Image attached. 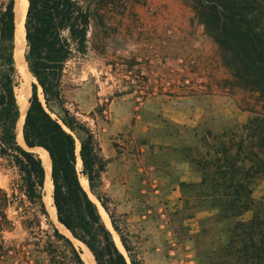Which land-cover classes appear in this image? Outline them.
Listing matches in <instances>:
<instances>
[{
    "label": "trees",
    "instance_id": "16d2710c",
    "mask_svg": "<svg viewBox=\"0 0 264 264\" xmlns=\"http://www.w3.org/2000/svg\"><path fill=\"white\" fill-rule=\"evenodd\" d=\"M28 1L25 23L28 69L42 88L47 107L55 102L63 110L61 121L78 135L80 150L76 138L46 109L35 84L23 127L24 141L29 148H43L49 154L52 197L59 222L89 249L96 264H140L116 225L106 196L98 191L107 163L95 135L64 109L66 65L87 52L90 8L79 0ZM192 1L207 31L225 54L234 85L257 91L264 97V23L260 3ZM17 5L18 0H0V159L6 160L19 175L11 196L0 188V234L13 230L8 209L14 207L25 229L31 235L41 236L35 246L38 253L47 255V264H86L74 243L50 220L44 198L46 170L41 158L17 139L22 114L16 92L21 83L15 59ZM252 114L254 117L246 124L232 125L221 134L207 131L203 140L208 151L193 160L203 175L202 182L191 187L199 204L209 202L203 207L217 210L221 219L233 220V227L224 234L228 239L225 252L232 264H264V197L255 199L250 187L253 179L264 175V115ZM79 161L83 167L81 173L110 216L130 263L84 189L77 168ZM250 211L253 218L242 221ZM43 222L52 232L42 228Z\"/></svg>",
    "mask_w": 264,
    "mask_h": 264
},
{
    "label": "rangeland",
    "instance_id": "374dc122",
    "mask_svg": "<svg viewBox=\"0 0 264 264\" xmlns=\"http://www.w3.org/2000/svg\"><path fill=\"white\" fill-rule=\"evenodd\" d=\"M79 1L81 5L90 8L88 48L84 56L77 55L66 65L63 79L64 109L83 122L92 132L95 114L99 111L98 108L90 111V108L84 105V100L91 102V105L95 99L102 100L105 105L107 100L121 98L120 101L132 103L134 107L140 108L184 98L191 94H211L216 90H222L234 97L239 106L250 113L249 118L254 117L253 112L264 115V97L257 91H248L234 85L227 58L213 35L207 31L201 14L192 0ZM256 1L262 7L261 19L264 23V0ZM20 7L21 4L18 2V10ZM159 31L164 33L163 40L162 32L160 36L158 35ZM17 69L21 75L20 86L16 89L19 101V97L23 95L22 87L27 75L23 74L21 69ZM29 79H31L29 91L26 92L28 106L36 83V80ZM186 79H192L191 86L185 84ZM37 87L38 96L46 109L54 119L63 124L61 118L64 117V112L61 107L55 102L47 107L42 89ZM150 116L149 120L156 124L166 123L162 114L150 113ZM222 131L219 127L214 132L221 134ZM72 135L77 140L79 151L78 135L74 133ZM235 152L236 149H233V153ZM103 159L105 160L104 157ZM105 161L107 169L108 162ZM77 168L81 183L87 182V187L83 186L84 189L97 207L99 205L102 219L118 246L117 241H120V237L113 230L110 216L92 194L88 180L81 173L83 167L78 165ZM103 176L98 191L106 196L107 206L116 225L134 256L142 264L139 239L129 231L128 220L117 213L115 202L105 191ZM18 180L17 170L6 160L0 159V188L11 196V189L16 187ZM49 191V188H45V196ZM185 195L190 198L188 205L192 203L191 207L187 208L188 213L196 211L199 205L203 207L210 204L209 202L199 204L193 188H187ZM8 214L13 230L0 234V248H3V251L0 249V264H47V255L38 253L35 246L41 236L31 235L25 229L14 207L8 209ZM54 226L58 228L55 224ZM232 227L233 220H224L217 215L202 224L201 236L205 244L210 240L217 243L219 238H226L224 234ZM42 228L52 232L46 222H43ZM60 233L64 234L62 230ZM73 243L79 250L78 245L74 241ZM225 250L228 249L224 245L219 246L220 252L225 253ZM123 254L126 255L125 250ZM202 257L204 260L209 257L206 245Z\"/></svg>",
    "mask_w": 264,
    "mask_h": 264
},
{
    "label": "crops",
    "instance_id": "0c3cea01",
    "mask_svg": "<svg viewBox=\"0 0 264 264\" xmlns=\"http://www.w3.org/2000/svg\"><path fill=\"white\" fill-rule=\"evenodd\" d=\"M120 100L105 105L84 100V105L90 111L98 108L92 130L108 162L104 188L117 213L128 220L131 234L137 235L142 264H232L228 253L219 251L228 239L205 244L201 236L202 224L218 211L198 206L188 213L192 203L188 205L185 190L203 180L193 160L208 151L206 132L244 125L250 113L222 90L140 108ZM150 113L162 114L166 123L150 121ZM250 187L255 199L264 197V175ZM252 218L250 211L241 220ZM205 245L207 260L202 257Z\"/></svg>",
    "mask_w": 264,
    "mask_h": 264
},
{
    "label": "bare ground",
    "instance_id": "6f19581e",
    "mask_svg": "<svg viewBox=\"0 0 264 264\" xmlns=\"http://www.w3.org/2000/svg\"><path fill=\"white\" fill-rule=\"evenodd\" d=\"M18 2H19V4H21V7L18 10L17 49H16V58L15 59H16L17 68L21 69L23 74L27 75V80H26V82L24 81L25 84L22 87L23 95L19 97V104L21 106L22 116L19 119L16 134H17L18 142L20 143V145L24 146L22 127H23L24 117H25V113H26V108L28 106V104H27L28 100H27V93L26 92L29 91L28 90L29 81L31 80L29 78L34 79V77L29 72V69H28L27 64L25 62V52H26L27 47H26V41H25L24 24H25V15H26L27 8H28V1L27 0H18ZM33 151L39 155V157L41 158V160L43 162L45 170H46V188L47 189L49 188L50 191H49L48 195L45 196V203H46L47 210H48V213L50 216V220L53 224L58 226V228H60V230H62V232H64V235L68 234L67 236H69L71 238L70 233L65 229V227H63L58 222L56 209H55V206L53 204V199H52V192L53 191H51V188L53 190V185L51 182V160H50L49 154L45 150H43L42 148H35ZM78 165L82 166V162L79 161ZM82 185L86 188L87 182L86 181L82 182ZM98 207H99V205H98ZM100 209L102 210V208H100ZM102 212H104V211L102 210ZM103 216H104V214H103ZM73 241L75 242L76 245H78L77 247H79V251L81 252L82 258L85 261V263L86 264H96L94 261V257L91 254V252L89 251V249L85 245H83L82 243H80L74 239H73ZM117 242H118L119 249L121 250V252L124 253L121 242L119 240Z\"/></svg>",
    "mask_w": 264,
    "mask_h": 264
},
{
    "label": "water",
    "instance_id": "95a60500",
    "mask_svg": "<svg viewBox=\"0 0 264 264\" xmlns=\"http://www.w3.org/2000/svg\"><path fill=\"white\" fill-rule=\"evenodd\" d=\"M28 1V0H27ZM28 8H29V1H28ZM28 8H27V12H28ZM17 9H18V5H17ZM27 12H26V15H25V23H26V19H27ZM24 29H25V24H24ZM25 41H26V29H25ZM27 42V41H26ZM26 47H27V44H26ZM25 62H26V58H25ZM26 64H27V62H26ZM27 67H28V65H27ZM30 72V71H29ZM36 86H39L40 87V85L38 84V81L36 80V83H34ZM41 88V87H40ZM42 89V88H41ZM45 101V100H44ZM29 106H30V101H29ZM29 106H28V108H29ZM28 108H27V110H26V113H25V117H24V122H23V127H24V123H25V119H26V116H27V111H28ZM63 125V124H62ZM23 127H22V130H23ZM63 127H64V129L68 132V133H70V134H73L65 125H63ZM23 143H24V148L25 149H27V150H29V151H31V152H34L33 150L35 149V148H29L27 145H26V143H25V141H24V137H23ZM43 149V148H42ZM43 150H45V149H43ZM46 151V150H45ZM50 157V156H49ZM51 160V159H50ZM52 199H53V197H52ZM98 202H99V200H98ZM53 204H54V199H53ZM57 219H58V215H57ZM58 222H59V219H58ZM60 223V222H59ZM61 224V223H60ZM62 225V224H61ZM63 226V225H62ZM58 229V228H57ZM66 229V228H65ZM67 230V229H66ZM113 230H114V228H113ZM68 231V230H67ZM115 231V230H114ZM69 232V231H68ZM70 233V232H69ZM64 235V234H63ZM70 235H71V238L72 239H74V240H76V241H78L77 239H75L74 237H73V235L70 233ZM67 238H69L68 236H66ZM71 238H69L72 242H73V240L71 239ZM125 252H126V250H125ZM125 257L127 258V260H128V262H130L129 261V257H128V255H127V252H126V255H125ZM94 261H95V259H94ZM96 262V261H95Z\"/></svg>",
    "mask_w": 264,
    "mask_h": 264
},
{
    "label": "built area",
    "instance_id": "2783aa9c",
    "mask_svg": "<svg viewBox=\"0 0 264 264\" xmlns=\"http://www.w3.org/2000/svg\"><path fill=\"white\" fill-rule=\"evenodd\" d=\"M185 84L187 85V86H191L192 85V79H186L185 80ZM163 214H164V212H163ZM166 217V216H165Z\"/></svg>",
    "mask_w": 264,
    "mask_h": 264
}]
</instances>
